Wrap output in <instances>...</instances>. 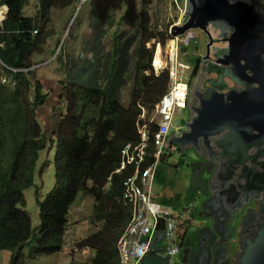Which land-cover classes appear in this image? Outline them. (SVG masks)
Returning a JSON list of instances; mask_svg holds the SVG:
<instances>
[{
    "label": "trees",
    "instance_id": "obj_1",
    "mask_svg": "<svg viewBox=\"0 0 264 264\" xmlns=\"http://www.w3.org/2000/svg\"><path fill=\"white\" fill-rule=\"evenodd\" d=\"M153 2L88 1L94 45L89 57L79 56L72 65H93L96 73L84 81L62 83L65 112L58 115L48 139L37 110L49 93L32 67L51 37V11L68 8L74 0H39L34 17L24 14L27 0H0L7 6L0 14V252H9V264H23L27 246L29 256L61 251L69 212L82 194L94 199L90 220L99 228L78 248L95 251L91 264H119L117 242L133 212L123 197L124 182L135 172L132 165L118 171L122 150L140 142L138 124L145 123L149 147L142 167L154 161L152 140L158 126L141 115L155 109L169 83L168 70L156 74L152 65L155 52L172 38L153 25ZM190 65L195 76L199 57ZM54 143L55 184L43 199L37 198L39 225L33 228L24 191L35 184L40 152ZM163 227L160 221L159 230Z\"/></svg>",
    "mask_w": 264,
    "mask_h": 264
},
{
    "label": "water",
    "instance_id": "obj_2",
    "mask_svg": "<svg viewBox=\"0 0 264 264\" xmlns=\"http://www.w3.org/2000/svg\"><path fill=\"white\" fill-rule=\"evenodd\" d=\"M186 15V23L175 26L173 35L201 29L208 43L190 91V118L180 134H171L169 143L182 151L193 148L201 158L199 178L211 191L204 206L211 211L212 204H220L231 214L239 202L254 197L235 185L252 190L251 178L257 180L258 172L249 164L264 156V5L260 0H187ZM213 31L223 33L217 44ZM206 207L201 214L210 216ZM239 232L235 261L226 250L221 261L218 255L211 262L212 251L207 249L202 261L188 264H264V202L249 212ZM161 249L152 243L142 263L170 264Z\"/></svg>",
    "mask_w": 264,
    "mask_h": 264
},
{
    "label": "rangeland",
    "instance_id": "obj_3",
    "mask_svg": "<svg viewBox=\"0 0 264 264\" xmlns=\"http://www.w3.org/2000/svg\"><path fill=\"white\" fill-rule=\"evenodd\" d=\"M38 2L39 0H27L24 14L26 16L34 17L38 10ZM79 5L80 0H74V4L68 8H55L51 11L50 21L48 23L49 32H52L51 37L49 38L47 45H45V52L42 55L35 57V70L37 72V77L41 79L44 91L49 93L45 104L37 110L39 124L44 135L48 139L51 137L58 115L62 113V111L65 112V91L63 92L64 89L62 83L65 84L71 80L84 81L87 76L96 73V69L94 70L93 65L86 67L83 64L81 66L72 65L73 61L79 56L83 59L89 57L87 53L92 47L90 45H94V34H92L91 18L89 16L90 5L88 2L83 3L78 14L75 16ZM170 8L169 0H154L149 6L152 23L158 31H167L170 33L169 27L173 18L169 17V13L172 12L174 18L176 15V11L171 10ZM195 32L199 37L198 40L196 42L193 41L191 45L197 46L190 45L187 48H182L181 54L178 56L179 63L189 66L187 70L181 69V72H183L181 74L183 76L187 75V77H192L193 73V65L190 64L195 63L196 58L201 55V65L203 56L206 55V45L208 43L207 35L201 29H196ZM213 32L214 43L217 44L220 42L223 33H220V31ZM173 38L174 37L167 39L165 45L161 49L163 50L162 53L161 50H159L160 54L157 51L155 52V60L157 58L160 59L161 56L160 60H166L168 65L171 63L170 54L172 52ZM199 41H201L200 44H198ZM151 44H149V46ZM84 45L88 46L84 47ZM217 47H219V45H217ZM162 61L158 66L162 65ZM152 65L155 73H157L154 66V60ZM196 76L192 77L191 82L196 80ZM143 117L145 119L148 118L149 121H158L155 109L151 113L143 111ZM189 118L190 111L186 109L176 115L175 124L181 126L184 125L185 127ZM56 147L57 144L54 143L52 147L49 145L46 149L40 152L34 175L35 184L32 188L24 191V197L26 200L25 210L30 215L33 228H37L39 225L37 198L43 199L55 184L54 156ZM183 152V159H181L176 152L169 157L168 162L161 161V163L159 161L157 165L156 170L157 172L159 171V177L164 182H162V185L164 184L166 186L171 184L172 186L170 191H165L167 201L163 204L168 208L172 207V209H169L172 214L178 217L181 216L180 222H184L193 216V225L187 233L188 239L191 238L195 240L192 242H195L197 245L200 243L199 240L204 239L201 243L204 245L205 250H207L214 240L209 242L207 239L209 236L207 235H202L201 238L200 231H202L203 225L206 229L210 228L212 237L216 236L213 225L215 219L201 214V211L206 207L204 206V203L208 199V195L204 194L208 189V183L198 178L202 165L198 167L196 164L202 162V160L196 154L195 150L193 148H187ZM47 162L49 164L45 167L43 172H40L41 167ZM176 165H178V167H176ZM195 165L198 168L196 174L194 170ZM161 170L164 172H161ZM195 177H197V179L195 183H193ZM205 180H207V178H205ZM185 185L187 189L185 188ZM173 194L177 196L180 202H175L174 198L171 199ZM200 194H202V196H199ZM250 200L252 201L253 206L256 198L253 197V200ZM93 205V198L83 194L79 195L69 213V227L64 239L65 249L60 253L50 256H39L34 259L27 258L25 259V264H91L90 259L93 257L94 250L77 247H79V243L84 240L85 237L97 231L99 228V226L93 224L90 220ZM248 206L249 205L247 204V207ZM206 209L207 212L210 213V209L208 207H206ZM214 209L216 208H214L212 204L211 210ZM239 212H241V209L236 213ZM242 219L243 220H240V225L238 226L239 231L241 223L244 221V217ZM239 231L236 235V239L240 242L241 236ZM37 236L38 234H36V237ZM239 244L240 243L237 242L236 247H238ZM158 246L160 247L162 244L160 243ZM182 249L183 251L181 254L172 258L173 264H184L183 253L185 247H182ZM29 251L30 249L27 246L23 250L25 256L29 255ZM235 253L236 250L231 255ZM9 255V252L0 254V264H9Z\"/></svg>",
    "mask_w": 264,
    "mask_h": 264
},
{
    "label": "built area",
    "instance_id": "obj_4",
    "mask_svg": "<svg viewBox=\"0 0 264 264\" xmlns=\"http://www.w3.org/2000/svg\"><path fill=\"white\" fill-rule=\"evenodd\" d=\"M260 1L264 4V0ZM169 2L170 9L176 11L175 18L172 12L169 13V17L173 18L169 27L171 33L175 26H181L186 22V0H169ZM0 14L3 16L5 10H1ZM198 37L195 29H189L179 36H174L170 54L171 63L168 65L166 60H163L160 67L162 70L169 71L170 80L166 92L155 106L159 125L153 137L156 146L154 155L157 160L166 155V149L170 152L176 150L174 146L168 147L167 137L172 130L179 134L183 129V126L175 124V117L188 107L191 86L190 77L181 74L183 73L181 69H188V66L179 63L178 56H180L182 48L189 47L193 41L198 40ZM139 133L141 135L140 142L136 145L127 144L122 150L123 159L120 167L122 169L127 164H132L136 168L135 173L124 182V199L133 206L130 224L119 241V250L124 264L139 263L160 220L164 222L166 254L175 256L179 252L176 234L178 223L172 212L154 201L151 195L157 161L144 170H140L148 146L147 124L139 126Z\"/></svg>",
    "mask_w": 264,
    "mask_h": 264
},
{
    "label": "clouds",
    "instance_id": "obj_5",
    "mask_svg": "<svg viewBox=\"0 0 264 264\" xmlns=\"http://www.w3.org/2000/svg\"><path fill=\"white\" fill-rule=\"evenodd\" d=\"M89 0H80V5H82L83 3H86V2H88ZM186 4H187V0H186ZM263 4V3H262ZM264 5V4H263ZM2 7V8H1ZM79 7V6H78ZM79 8H81V6L79 7ZM1 10H5V13H6V11H7V6L6 5H0V11ZM78 11H79V9H77ZM77 12V11H76ZM75 17V16H74ZM187 19H188V16L186 15V21H187ZM186 23V22H185ZM184 23V24H185ZM183 24V25H184ZM182 26V25H181ZM196 30V29H195ZM36 31V30H35ZM173 31V30H172ZM172 31H171V33L170 34H172V37H174L175 35H173V33H172ZM34 34H36V33H34ZM179 36V35H178ZM208 41V40H207ZM201 42V41H200ZM200 42L198 43V44H200ZM191 46H197V45H191ZM187 48V47H186ZM159 50H161V49H159ZM159 50H157V52L159 51ZM162 51L163 50H161V53H162ZM160 54V53H159ZM155 56H156V54H155ZM200 56L201 55H199L198 57H199V63H200ZM160 59H161V56H160ZM155 61V60H154ZM162 61V60H161ZM163 62V61H162ZM183 64V63H182ZM185 65V64H184ZM155 66V69H156V71H157V73L156 74H159L161 71H163V70H165V69H161L160 67L161 66H156V65H154ZM185 66H188V65H185ZM199 68H198V70L200 69V64H199V66H198ZM32 68H35V66L34 67H32ZM31 68V69H32ZM154 68V67H153ZM188 68H189V66H188ZM186 69V68H185ZM195 69V67L193 66V70ZM167 70V69H166ZM187 70V69H186ZM13 71L15 72V71H17V70H14L13 69ZM200 71V70H199ZM159 72V73H158ZM169 72V71H168ZM193 72V71H192ZM198 74V72L196 73V75ZM195 75V76H196ZM191 76V75H190ZM195 76H193L192 75V77H195ZM192 77H190V81H191V79H192ZM170 80V79H169ZM2 82H8V79L7 78H5V77H3V79H2ZM193 82L194 81H192V82H190L191 84V86H190V91H191V89H192V84H193ZM169 84V83H168ZM162 98V97H161ZM189 100H190V96H189ZM160 101V100H159ZM158 101V102H159ZM188 105H189V102H188ZM186 109H188V107L186 108ZM185 109V110H186ZM156 110V109H155ZM189 110V109H188ZM184 110H182L181 112H183ZM157 114V113H156ZM141 119H145L144 117H143V114L141 115ZM149 120V119H148ZM154 122V121H153ZM157 123V126L159 127V125H158V121L156 122ZM144 123H142V124H138V132H139V126L140 125H143ZM185 129V127H184V125H183V129H182V131ZM147 131H148V128H147ZM173 133H175V134H177L176 132H174L173 130L170 132V134H169V136L167 137V144H168V147L169 146H174L175 148H176V150L175 151H173V152H170L168 149H166V155L165 156H163L162 158H160V159H156V157H155V155H154V153H155V151H156V146L154 145V141L152 140V143H153V145H154V148H155V150H154V153H153V157H154V161L152 162V163H154V162H156L157 161V164H156V169H157V165H158V163H159V161L161 162V161H164V160H167L172 154H174V153H178L179 151L180 152H182L183 153V155H184V152L182 151V150H180L175 144H170L169 143V137L171 136V134H173ZM180 134V133H179ZM140 138H141V135H140ZM141 140V139H140ZM53 145H51V147H52ZM148 147H149V132H148V146H147V148H146V154H145V157H146V155H147V149H148ZM167 147V148H168ZM145 157H144V161H145ZM122 159H123V155H122ZM144 161L142 162V164H141V167H140V170L141 169H145L147 166H149V165H147V166H145V167H142L143 166V163H144ZM121 163H122V161H121ZM151 163V164H152ZM127 165H132V164H127ZM126 165V166H127ZM125 166V167H126ZM132 166H134V165H132ZM197 166H198V164H197ZM197 166H196V169H195V174L197 173ZM121 167V166H120ZM124 167V168H125ZM198 167H200V166H198ZM124 168H122V169H124ZM134 168H135V166H134ZM121 169L119 168V170L118 171H120ZM135 170H136V168H135ZM156 171L157 170H155V174H156ZM135 173V172H134ZM199 174H200V171H199ZM199 174H198V178H199ZM210 178V175L209 176H207V179H209ZM154 179H155V175H154ZM154 179H153V182H154ZM196 179H197V177H195V181H196ZM200 179V178H199ZM203 179H205V176H203ZM153 182H152V189H151V195H152V198H153V200L154 201H156V202H158L160 205H162L163 207H165V208H168V207H166V206H164V204H162L160 201H157L156 199H154V196H153ZM208 183V182H207ZM209 185H208V189H207V191H206V194H209ZM125 192V191H124ZM211 192V191H210ZM199 193V192H198ZM205 194V193H204ZM210 195V197H211V194H209ZM123 197H124V195H123ZM209 198V197H208ZM249 199V198H248ZM248 199H245L244 201H243V203H242V205L241 206H243V204H244V202L246 201V200H248ZM126 201V200H125ZM126 202H128V201H126ZM240 206V207H241ZM239 208V207H238ZM245 208V207H244ZM168 209H171V208H168ZM196 210V209H195ZM237 208L235 209V211L233 212V215L231 216V218L229 219V223H228V234H226V241H225V246H226V250H228V256H229V258L231 257L230 256V252H231V248H233L234 246V252H235V250H236V253L235 254H233V257L235 258V256H236V254H237V251H238V247H236L237 246V242L239 243V240L238 239H236V235H237V233H238V231H239V229H238V226L240 225V220L242 221L243 219V217H245L244 216V212L241 210V212H239V213H236L237 212ZM197 211V210H196ZM210 211V210H209ZM211 212V214H210V216H208V215H205V216H207V217H209V218H213L212 217V215H213V213L212 212H215L214 210L212 211H210ZM70 213V212H69ZM132 214H133V212H132ZM173 217L176 219V221H177V223H178V228H177V232H176V234H177V240H178V246H179V252L175 255V256H177V255H179V254H181V252L183 251V249H182V247H185V249H186V241H187V239H188V230L191 228V226L193 225V216H192V218H188L186 221H184L185 222V225H184V227H182L181 228V225L184 223V222H180V218H181V216H176V215H174L173 214ZM131 218H132V216H131ZM130 221H131V219H130ZM160 221H163V220H160ZM160 221H159V223H160ZM190 222H192V225H190ZM159 223H158V225H159ZM164 223V222H163ZM233 224V225H235V228H232L231 227V225L230 224ZM129 224H130V222L128 223V225H127V227L125 228V230H124V232H123V234L127 231V228H128V226H129ZM241 228V227H240ZM208 229H210V228H208ZM211 231V230H210ZM214 232H215V234H216V238H218V235H217V232H216V230H215V228H214ZM67 233V232H66ZM212 233V232H211ZM211 233H208V234H210V238L212 237L211 236ZM122 234V235H123ZM91 235V234H90ZM122 235H121V237H122ZM234 235V237L232 238V236ZM65 237H66V235H65ZM88 237V236H87ZM87 237H85V238H87ZM120 237V238H121ZM215 237H212V239L213 238H215ZM84 238V239H85ZM120 238H119V240H118V242H117V251H118V256H119V264H124L123 263V261H122V254H121V251L119 250V241H120ZM187 238V239H186ZM232 238V239H231ZM37 239V238H36ZM36 239H34L33 240V245L35 244V240ZM152 243L154 244V248H158V249H161V251H160V254L163 256V257H168L169 259H170V264H173V262H172V258L174 257V256H170V255H167L166 254V249H167V243H166V236H165V233H164V227L162 228V230H159V228H158V226L155 228V230L153 231V234H152V237H151V239H150V242H149V245H148V247H147V249H146V251H145V254L143 255V257L140 259V261H139V263H137V264H143L142 263V261H143V259L148 255V253L150 252V250H151V245H152ZM162 244V246H158L159 244ZM65 244V243H64ZM213 247H212V250L215 248V246H216V244H215V241L213 242ZM29 249H30V247H28ZM78 248V247H77ZM63 249H65V245H63V247H62V250L61 251H58V252H56V253H60V252H62L63 251ZM87 249H91V248H87ZM91 250H93V249H91ZM211 250V251H212ZM30 251H31V249H30ZM29 251V252H30ZM226 252V251H225ZM2 253H4L3 251H1L0 252V254H2ZM56 253H53V254H56ZM53 254H50V255H53ZM50 255H41V257H43V256H50ZM94 255H95V251H94V254H93V257H94ZM9 257H10V255H9ZM36 257H39V256H29V255H27V256H25V254H24V252H23V259H24V263L23 264H25V259H34V258H36ZM92 257V258H93ZM212 257V256H211ZM91 258V259H92ZM10 259V258H9ZM90 259V260H91ZM230 260H231V258H230ZM184 261H185V259H184ZM211 262L213 261V259L211 258V260H210ZM232 261V260H231ZM188 263V262H187Z\"/></svg>",
    "mask_w": 264,
    "mask_h": 264
},
{
    "label": "flooded vegetation",
    "instance_id": "obj_6",
    "mask_svg": "<svg viewBox=\"0 0 264 264\" xmlns=\"http://www.w3.org/2000/svg\"><path fill=\"white\" fill-rule=\"evenodd\" d=\"M199 70H197V72H199ZM258 149L259 148H257L255 152H257ZM249 166H252V168L254 169V172H258L257 180L259 182H257L256 177L251 178L248 176L253 181L252 190H248L246 185H244L246 183L245 179H244L245 182H240L241 185H244V186H241L242 188L240 187V185H235L236 188L243 193L249 194V191L253 192V195L256 198V201H254L255 204L253 206H252V201L250 200V199L253 200V197H250L248 200H246L244 202L243 206L245 205L244 206L245 208L243 206H241L243 202L238 203L239 208H237V209L238 210L243 209L242 211L244 212V216H245L244 219L247 218V216L249 215V212L251 210L255 211L257 209L258 203L264 202V156H260L256 159L252 160V163H250ZM242 176H246V175H242ZM237 180H238V176H236V177L234 176V180H233L234 183ZM228 184H230V182H228L227 185ZM247 204L249 205L248 207H247ZM219 206H220V204H213V207L216 209H214L215 212H212L213 213V215H212L213 219H215V222L213 225H214V228L217 232L218 238L215 237L212 239V237L210 238V234L205 233V236L206 235L209 236V238H207L209 242L212 240H214L216 242V246L212 250V257L211 258L213 259V261H215L217 259L218 255H220V261L223 258L222 254L224 255V253L226 251V246H225L226 237L225 236H226V234H228V221L231 218V216L233 215V213L229 214V212L227 211V208L225 210V209L219 208ZM225 207H227V206H225ZM182 227H184L183 224L181 225V228ZM201 238H202V234H201ZM203 240L204 239L199 240L200 243L197 245L195 242H192L195 240L191 239L190 244H192V245L189 247V250L187 251V256L183 255V258L185 259V261H183L184 264L192 263L193 261L199 262V260L202 261L204 259V256L206 255V250L204 248V245L201 243ZM234 247L231 248V252H230V256H231L230 258L232 261H235L233 255H231L232 253H234Z\"/></svg>",
    "mask_w": 264,
    "mask_h": 264
},
{
    "label": "crops",
    "instance_id": "obj_7",
    "mask_svg": "<svg viewBox=\"0 0 264 264\" xmlns=\"http://www.w3.org/2000/svg\"><path fill=\"white\" fill-rule=\"evenodd\" d=\"M178 155L180 156V158L181 159H183L184 158V155H183V153L182 152H178ZM169 159V158H168ZM168 159L167 160H164V161H162V162H168ZM161 162V163H162ZM180 163V162H179ZM175 165V164H174ZM176 167H178V165H176ZM161 172H164L163 170H161ZM195 179V178H194ZM162 182H163V180L159 177V171L157 172L156 171V174H155V179H154V182H153V196H154V199H156L157 201H160L162 204L163 203H166V195H165V191L166 190H168V191H170L171 190V188H172V186H171V184H168V185H162ZM164 183V182H163ZM193 183H195V180H194V182ZM185 184V183H184ZM185 188L187 189V187H186V185H185ZM209 194H211V192L209 191ZM209 194H206V195H208V197H210V195ZM199 196H202V194H200ZM174 198V201L176 202H180L179 201V199L177 198V196L175 195V194H173L172 196H171V199H173ZM171 209H172V207H171ZM190 225H192V222H190ZM231 225V227L232 228H235V225H233L232 223L230 224ZM200 233L202 234V235H205V233H211V231H210V229H206L205 227H204V225H203V228H202V231H200ZM234 237V235L232 236V238ZM231 238V239H232ZM187 239V238H186ZM190 241H191V238L190 239H187V241H186V249H185V251H184V253H183V255L184 256H187V251L189 250V247L191 246V244H190ZM211 242V241H210ZM214 245H213V243L210 245V247H209V249H211L212 250V247H213Z\"/></svg>",
    "mask_w": 264,
    "mask_h": 264
},
{
    "label": "bare ground",
    "instance_id": "obj_8",
    "mask_svg": "<svg viewBox=\"0 0 264 264\" xmlns=\"http://www.w3.org/2000/svg\"><path fill=\"white\" fill-rule=\"evenodd\" d=\"M82 6V5H81ZM79 10H80V8H79ZM78 12L79 11H77L76 13H75V16L78 14ZM159 53H160V51H158ZM156 57V56H155ZM160 63H161V60L159 59V58H157L156 60H155V65L156 66H158V65H160Z\"/></svg>",
    "mask_w": 264,
    "mask_h": 264
}]
</instances>
